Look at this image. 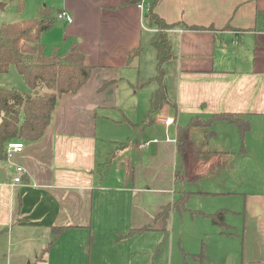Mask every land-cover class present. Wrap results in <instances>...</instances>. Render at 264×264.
<instances>
[{
	"label": "crops",
	"instance_id": "1",
	"mask_svg": "<svg viewBox=\"0 0 264 264\" xmlns=\"http://www.w3.org/2000/svg\"><path fill=\"white\" fill-rule=\"evenodd\" d=\"M33 1L45 2L41 19L55 20L41 42L52 39L60 55L77 43L91 73L77 93L59 98L38 141L0 159L2 264H78L87 231L91 250L98 233L102 241L105 233L121 240L131 230L160 231L166 221L157 215L166 206L173 212L183 192L194 193L188 184L202 178L211 186L204 195L244 199L242 209H217L226 212L220 234L237 235L228 221L241 215L243 230L264 248V0L157 1L154 12L172 25L165 34L173 58L163 64L167 103L148 126L157 88L148 83L157 30L146 17L148 0ZM61 11L71 23L57 19ZM221 113L248 120L243 138L235 124L215 121L192 127L187 150L177 151L178 127ZM53 228L65 231L47 248ZM193 261L213 264L204 256Z\"/></svg>",
	"mask_w": 264,
	"mask_h": 264
},
{
	"label": "trees",
	"instance_id": "2",
	"mask_svg": "<svg viewBox=\"0 0 264 264\" xmlns=\"http://www.w3.org/2000/svg\"><path fill=\"white\" fill-rule=\"evenodd\" d=\"M157 1L148 0L146 4L147 20L157 29L151 39V46L156 52V73L148 83H155L157 88L150 97L149 110L144 121L145 126L154 122L156 113L167 103L163 87V64L173 58L171 43L165 34V31L172 25L166 23L154 12ZM54 23L53 18H35L1 26L0 76L14 66L30 92L20 93L9 86L0 87V159L6 158V146L9 143L38 141L51 123L59 98L63 94L77 93L89 79L91 68L85 64L84 55L77 43H71L68 52L64 55L59 54V47H54L50 55L45 54L41 35L50 31ZM143 85L145 83H138L136 87ZM215 121L235 124L242 138L250 129V123L241 115L221 113L214 114L205 120L194 117L189 124L177 128V151L182 154L187 150L189 131L192 127L200 126L207 129ZM209 135L211 132H204V138ZM112 157L113 152L107 155L100 165L101 168L109 167ZM186 198L187 195L178 199L176 203L178 209L183 207L182 203ZM169 213L170 206H166L156 218L160 217L166 221ZM225 213V210H218L207 217L212 225L227 227L224 220ZM149 229L144 227L131 230L123 237L140 234ZM51 231L52 240L47 248L65 231V228H53ZM192 257L200 262L203 254L199 253Z\"/></svg>",
	"mask_w": 264,
	"mask_h": 264
},
{
	"label": "rangeland",
	"instance_id": "3",
	"mask_svg": "<svg viewBox=\"0 0 264 264\" xmlns=\"http://www.w3.org/2000/svg\"><path fill=\"white\" fill-rule=\"evenodd\" d=\"M44 4L45 2L40 4L33 0H0V29L2 24L41 19L39 9ZM52 41L49 39L47 43L42 42L46 55H50L57 46ZM3 80V87H12L20 93L19 88H25V83L14 66L1 76V81L4 82ZM196 136L199 138L200 133H196ZM187 187L194 193L184 200L183 207L170 211L169 218L160 231L136 234L121 240L118 235L105 233L102 241L98 233L95 238L97 247L92 246V250L90 232L87 231L84 251L77 263L87 264L91 256V264H194L192 256L202 253L213 264H248L246 261L263 264L264 248L256 243L249 232L243 230L245 217H229L228 223L235 227L232 232L237 234L233 236L221 235L220 232L225 228L212 225L207 217L225 207L226 203L234 207L238 205L242 209L243 196L236 195L240 199L229 201L222 196L204 195L203 192L208 191L211 186L203 178ZM186 195L187 192H183V196Z\"/></svg>",
	"mask_w": 264,
	"mask_h": 264
},
{
	"label": "built area",
	"instance_id": "4",
	"mask_svg": "<svg viewBox=\"0 0 264 264\" xmlns=\"http://www.w3.org/2000/svg\"><path fill=\"white\" fill-rule=\"evenodd\" d=\"M138 7L139 8H143L142 5H139ZM57 19L64 20L67 23H71L72 22L71 16L67 12H65V11L59 12L57 14ZM163 123L166 126H168V125H170V124L173 123V120L172 119H164L163 120ZM152 142H157V140H153ZM147 144L148 143L142 144V145H140V147L144 148ZM22 150H23V143H21V142L9 143L6 146V155L7 156H10L12 153H19V152H22ZM17 172H22V169L21 168H17ZM14 182L15 183H19L20 182V177L17 176L14 179Z\"/></svg>",
	"mask_w": 264,
	"mask_h": 264
}]
</instances>
